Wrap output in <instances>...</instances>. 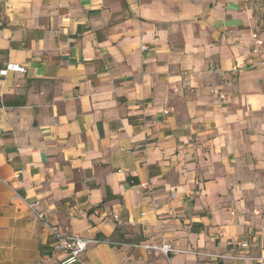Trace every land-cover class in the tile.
<instances>
[{
  "label": "crops",
  "instance_id": "1",
  "mask_svg": "<svg viewBox=\"0 0 264 264\" xmlns=\"http://www.w3.org/2000/svg\"><path fill=\"white\" fill-rule=\"evenodd\" d=\"M252 3L0 0V264H63L38 212L100 240L70 264H264Z\"/></svg>",
  "mask_w": 264,
  "mask_h": 264
},
{
  "label": "built area",
  "instance_id": "2",
  "mask_svg": "<svg viewBox=\"0 0 264 264\" xmlns=\"http://www.w3.org/2000/svg\"><path fill=\"white\" fill-rule=\"evenodd\" d=\"M252 41H253V52L256 53L258 56L263 55L264 56V37L258 32L254 31L252 33ZM147 47L144 45L143 49H146ZM251 67H264V58L259 59L256 63L253 62L250 63ZM244 65L236 64L233 67L234 71H239L242 69ZM9 70L12 71H20L25 72L26 67L20 64H10L6 68H3L1 70L2 74L8 73ZM215 71H220L219 67L215 68ZM213 93H219V90L217 88H214ZM220 97L225 99L227 98V95L225 93H221ZM141 189L146 191L147 193H151L152 186L148 181H142L140 184ZM200 192L198 190H192L191 195L193 197L197 196ZM156 206V204H154ZM95 212H98L96 209ZM37 216L42 222L44 223V226L49 229L52 238H53V244H52V250L53 251H63L66 253V257L63 259V264H70L78 260L80 255L85 251V249L97 242H100V240L93 238V237H84L78 234H72L65 230H62L60 227L51 224L46 218L45 214L43 212H38ZM117 217V216H115ZM229 248L228 251L224 254H217L216 257L222 258V257H230V258H246L241 254V249L248 247L250 245L248 240H242V239H236V240H230L228 242ZM144 247L148 250H158L162 251L164 253L168 252H178L181 251L180 249L174 248L171 245L167 243H161V244H144Z\"/></svg>",
  "mask_w": 264,
  "mask_h": 264
},
{
  "label": "rangeland",
  "instance_id": "3",
  "mask_svg": "<svg viewBox=\"0 0 264 264\" xmlns=\"http://www.w3.org/2000/svg\"><path fill=\"white\" fill-rule=\"evenodd\" d=\"M252 6L256 31L264 37V0H253Z\"/></svg>",
  "mask_w": 264,
  "mask_h": 264
}]
</instances>
